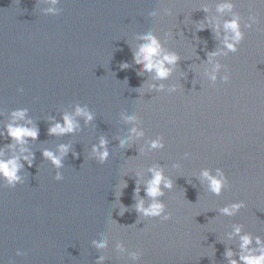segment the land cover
<instances>
[{
	"label": "water",
	"instance_id": "1",
	"mask_svg": "<svg viewBox=\"0 0 264 264\" xmlns=\"http://www.w3.org/2000/svg\"><path fill=\"white\" fill-rule=\"evenodd\" d=\"M39 2L0 0V132L20 108L39 129L28 145L34 160L24 166V183L0 187V264H95L99 253L90 244L102 235L109 238L104 254L110 264H130L115 253L116 241L140 249L139 264H227L225 233L233 223L264 238V3L233 0L242 21L251 12L258 24L244 30L237 53L218 58L228 83L219 80L222 69L211 85L204 61L218 42L210 29H196L205 18L199 9L207 6L214 15L220 0H60L57 16L42 15L46 5ZM153 9L159 15L150 18ZM149 29L161 40L173 34L165 47L181 60L164 83L176 84L175 93L138 89L147 75H137L132 50ZM122 63L129 67L121 70ZM76 103L87 105L94 121L80 120L71 136H49L48 118L59 121ZM130 112L145 137L124 150L118 139L129 125L121 114ZM101 136L109 141L104 164L90 158ZM157 136L165 147L138 155L145 140ZM9 143L0 137V147ZM61 143L71 149L57 182L41 150ZM157 164L173 181L161 198L172 217L165 222L139 218L134 210L144 197L147 168ZM202 168L224 171L229 187L219 197L195 178ZM138 175L140 197H134ZM238 201L246 207L236 216L217 213ZM18 250L23 255L16 256Z\"/></svg>",
	"mask_w": 264,
	"mask_h": 264
},
{
	"label": "clouds",
	"instance_id": "2",
	"mask_svg": "<svg viewBox=\"0 0 264 264\" xmlns=\"http://www.w3.org/2000/svg\"><path fill=\"white\" fill-rule=\"evenodd\" d=\"M259 2L264 3V0H259ZM37 3L40 4L39 0H37ZM59 3L60 0H44L43 5H46V7L42 8L41 14L45 16L59 15L61 12V9L57 7ZM199 10L205 13V18L204 21L198 23L196 30L210 29L213 38L218 42V47L215 50L206 53V61L204 63L210 67L206 68L203 75L211 85H214L217 82L218 74L223 69L224 74L219 76V80L222 83H228L230 76L218 58L238 52L239 45L245 37L244 30H251L254 25L258 24V16L250 12L247 21H242L241 15L235 11L233 0H220L215 6L214 15L209 14L210 9L207 6H203ZM163 13L167 15L169 11L164 9ZM148 15L150 18H154L159 15V12L153 9ZM172 35V33L166 32L164 39L161 40L151 29L138 35L140 43L135 50H132V62L140 66L137 72L138 76L147 75V80L138 89L147 85L149 93L167 91L171 94L177 91L176 84H168L166 86L164 83L172 77L181 60V57L175 51L165 47ZM128 67L127 63L120 65L121 70ZM183 73L181 78L186 79ZM94 119V113L87 105L76 103L73 105L72 112L61 114L59 121L54 116L48 118L49 127L47 134L53 137L71 136L77 131L80 120H83L85 124H90ZM121 119L129 127L126 134L118 139L117 147L126 150L144 139L145 131L141 127L140 118L135 112L121 114ZM5 135L10 140V143L0 147V187L11 189L24 183V176L22 175L24 166L31 167L34 160V153L30 151L28 145L30 141H36L39 135V129L29 117L27 108L14 109L8 114V122L4 124L0 137ZM108 144L109 141L106 137H99L98 142L90 148V158L99 164H104L110 155ZM164 147L163 137L157 136L154 139L145 140L144 145L137 152L138 155H141L145 151L153 152L162 150ZM70 149V144L61 143L54 150L48 148L41 150L42 159L48 162L55 170L53 179L57 182L63 179L60 170L64 167V160ZM72 155L74 159L78 156L75 151L72 152ZM189 157L190 153L186 152L184 158L188 159ZM172 167L179 168L180 165L173 164ZM147 172L149 176L143 184L144 197L139 195L141 184L139 182L140 177L139 175L137 176L134 197L139 196L140 200L135 203L134 210L139 218H158L162 222L169 221L172 218L171 213L166 211V205L161 198L165 196V190L171 191L173 181L169 176L165 175L164 166L160 164L149 166ZM195 178L200 186L213 196L219 197L229 187L228 178L221 168H202ZM123 187H127L126 182L123 183ZM145 198L150 201L147 206L144 204ZM245 207L244 201H238L227 204L216 211L220 216L231 218ZM119 215H123V213L121 212ZM225 240L229 242L225 244L224 251V259L227 264H264V238L259 235L253 236L250 232L245 231L242 224L233 223L231 230L225 233ZM90 246L99 253L95 264H105L106 261L110 264V257L104 254L109 248L107 235H102L99 239L92 240ZM231 246H235L236 251H233ZM114 251L118 257H126L130 264H139L142 257L140 249L130 250L121 241L115 242ZM21 255L23 253L18 250L16 256Z\"/></svg>",
	"mask_w": 264,
	"mask_h": 264
}]
</instances>
